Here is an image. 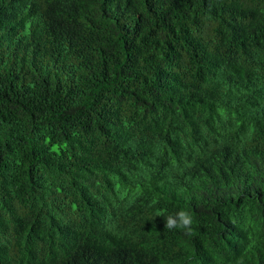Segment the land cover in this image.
I'll use <instances>...</instances> for the list:
<instances>
[{
	"label": "trees",
	"instance_id": "trees-1",
	"mask_svg": "<svg viewBox=\"0 0 264 264\" xmlns=\"http://www.w3.org/2000/svg\"><path fill=\"white\" fill-rule=\"evenodd\" d=\"M0 264H264V0H0Z\"/></svg>",
	"mask_w": 264,
	"mask_h": 264
},
{
	"label": "clouds",
	"instance_id": "clouds-1",
	"mask_svg": "<svg viewBox=\"0 0 264 264\" xmlns=\"http://www.w3.org/2000/svg\"><path fill=\"white\" fill-rule=\"evenodd\" d=\"M193 215L190 211L181 209L173 214H169L164 218V228L171 230H182L185 235L192 231Z\"/></svg>",
	"mask_w": 264,
	"mask_h": 264
}]
</instances>
